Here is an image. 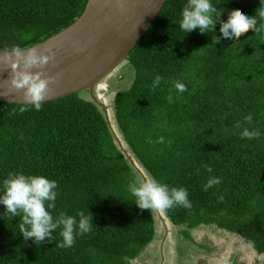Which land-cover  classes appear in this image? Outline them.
I'll list each match as a JSON object with an SVG mask.
<instances>
[{"label":"trees","instance_id":"trees-1","mask_svg":"<svg viewBox=\"0 0 264 264\" xmlns=\"http://www.w3.org/2000/svg\"><path fill=\"white\" fill-rule=\"evenodd\" d=\"M87 1L0 0V48L22 49L50 37L74 22ZM186 2L166 0L129 52L134 76L114 94L113 119L147 177L188 191L191 208L162 210L173 225L215 226L264 252V33L249 30L238 42L221 39L216 46L213 33L183 35ZM258 6L259 0L218 5L224 20L232 11L252 16ZM177 83L186 90L177 91ZM245 128L258 135L242 138ZM10 172L56 180L53 217L63 212L79 219L84 212L94 224L64 248L60 229L53 241H24L21 218L4 216L0 264H132L155 238L156 210L139 209L127 191L141 174L104 110L79 92L41 102L39 110L0 101V181ZM210 179L218 182L205 189Z\"/></svg>","mask_w":264,"mask_h":264},{"label":"clouds","instance_id":"clouds-1","mask_svg":"<svg viewBox=\"0 0 264 264\" xmlns=\"http://www.w3.org/2000/svg\"><path fill=\"white\" fill-rule=\"evenodd\" d=\"M222 0H187L181 11L179 29L183 35L198 30L201 35L213 33L212 45L216 46L221 39L231 44L238 42L239 38L252 30L255 34L264 33V0H259V6L255 14L249 16L243 12L232 11L227 20L222 19L225 9L218 7ZM228 2V0H223ZM219 24V34L217 25ZM54 58V52L47 50V55L35 51L24 57L26 69L41 68L50 59ZM158 76L153 81V87L160 84ZM50 79L41 73L25 71L18 75L13 85L24 89L25 103L41 108V102L46 96ZM99 87V86H98ZM100 88V87H99ZM175 88L179 92L186 90L182 83H177ZM101 89V88H100ZM171 100V97H169ZM21 111L27 110L22 107ZM246 119H251L247 117ZM239 127V125H237ZM242 138H253L258 135L247 128L240 132ZM163 143V138L160 139ZM218 180L210 179L205 189ZM58 184L54 179H49L41 174H24L23 172H10L0 181V205L5 211L0 214V219L10 216L13 219L20 217V236L24 241L32 240L34 243L47 240L53 241V234L60 229L62 237L61 247L71 248L77 235H84L91 231L93 216H87L84 212L76 216L60 213L53 217L51 210L56 207ZM127 191L134 198L136 207L141 210H170L176 207L191 208L189 193L184 188H176L154 177L135 176L129 181Z\"/></svg>","mask_w":264,"mask_h":264},{"label":"water","instance_id":"water-1","mask_svg":"<svg viewBox=\"0 0 264 264\" xmlns=\"http://www.w3.org/2000/svg\"><path fill=\"white\" fill-rule=\"evenodd\" d=\"M166 0H88L81 15L50 37L22 49L0 48V101L26 104L24 89L13 81L22 72L41 73L49 78L42 102L86 91L104 111L106 122L127 156L142 177L136 164L113 131L107 106L94 95L95 87L126 61L129 52L148 30ZM54 52L41 68L26 69L24 57L35 51ZM157 214L159 211L156 210Z\"/></svg>","mask_w":264,"mask_h":264},{"label":"rangeland","instance_id":"rangeland-1","mask_svg":"<svg viewBox=\"0 0 264 264\" xmlns=\"http://www.w3.org/2000/svg\"><path fill=\"white\" fill-rule=\"evenodd\" d=\"M133 76L134 70L132 66L126 64L125 61L118 66L114 72L102 80L100 84L101 89L95 87L93 91L96 98L107 106V115L110 118L115 134L119 138L120 133L113 119L112 102L116 91L129 87L133 80ZM79 94L94 102L88 92L81 91ZM123 145L125 146L124 143ZM154 226V240L141 251L132 261V264H138L139 262H141V264H162L157 258L159 250L156 248L158 244L161 243L164 235H167V241L177 250V254L174 253V256L169 254V251H164L166 257L165 264H205L202 258H205L206 255L208 256L210 246H212L214 250L209 253H211L214 258L222 257L224 264H231L230 262H232L235 256H239L241 259H249L250 256V259H252V255H254L250 250V245H252L250 241L241 239L235 234L227 233L215 226H198L192 228V232H190V230H185L186 232L180 230L177 232L180 227L173 225L162 210L159 211V214L156 212ZM194 235L198 241L192 239ZM168 246L170 247L169 244ZM225 246H229V252H227V254H225V251L223 252ZM231 250L233 253H231ZM175 257L176 259L174 260ZM212 262L214 261L212 260Z\"/></svg>","mask_w":264,"mask_h":264},{"label":"flooded vegetation","instance_id":"flooded-vegetation-1","mask_svg":"<svg viewBox=\"0 0 264 264\" xmlns=\"http://www.w3.org/2000/svg\"><path fill=\"white\" fill-rule=\"evenodd\" d=\"M200 226H210V225H200ZM178 227H180V228L177 230V232L180 230H190V232H192V228H187L184 226H178ZM174 234H175V232H174ZM192 239L197 240L195 235L192 237ZM168 244L170 245V247L168 246ZM250 246H251L250 250L254 253V255H252V259H250L251 258L250 256H249V259H247V258L241 259L239 256H235V257H233V260L230 263L231 264H264V252L259 253L255 250L253 245H250ZM228 248H229V246H225V248L223 250V252L225 251V254H227V252H229ZM156 249L159 250L157 258L160 260V262H162V264H165V258H166L165 253H164L165 250L169 251V254H172V255L174 253L177 254L176 248L171 246L170 242L167 241V235L166 236L164 235V238L162 239L161 243L158 244V247ZM213 250H214L213 247L210 246L209 252L210 251L212 252ZM209 252H208V256L206 255L205 258H202L205 264H224V262L222 261V259H223L222 257L214 258L213 255ZM231 253H233L232 250H231ZM261 256H262V258H261ZM175 259H176V257L174 258V260ZM212 260L214 262H212ZM176 263H177V261H176ZM138 264H141V262H139Z\"/></svg>","mask_w":264,"mask_h":264},{"label":"built area","instance_id":"built-area-1","mask_svg":"<svg viewBox=\"0 0 264 264\" xmlns=\"http://www.w3.org/2000/svg\"><path fill=\"white\" fill-rule=\"evenodd\" d=\"M101 85H99V87H100ZM101 88V87H100Z\"/></svg>","mask_w":264,"mask_h":264},{"label":"bare ground","instance_id":"bare-ground-1","mask_svg":"<svg viewBox=\"0 0 264 264\" xmlns=\"http://www.w3.org/2000/svg\"><path fill=\"white\" fill-rule=\"evenodd\" d=\"M99 86V85H98Z\"/></svg>","mask_w":264,"mask_h":264}]
</instances>
